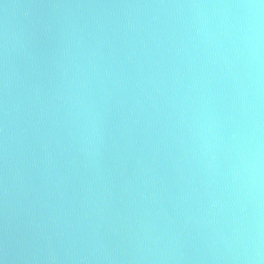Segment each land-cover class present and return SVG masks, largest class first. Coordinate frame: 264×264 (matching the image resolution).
Listing matches in <instances>:
<instances>
[{"label":"water","instance_id":"1","mask_svg":"<svg viewBox=\"0 0 264 264\" xmlns=\"http://www.w3.org/2000/svg\"><path fill=\"white\" fill-rule=\"evenodd\" d=\"M221 2L243 0H0V259L264 253V59L257 82L230 26L241 10L176 7Z\"/></svg>","mask_w":264,"mask_h":264},{"label":"clouds","instance_id":"2","mask_svg":"<svg viewBox=\"0 0 264 264\" xmlns=\"http://www.w3.org/2000/svg\"><path fill=\"white\" fill-rule=\"evenodd\" d=\"M176 7H188L191 9L201 10V9H215V10H232L237 9L241 10V16L237 20L235 25H230L236 30V41L243 45L241 50V55H245V62L249 68L255 64V72L257 75V82L259 80L260 72L262 71L260 65L262 63V53H264V0H243L240 3H192L188 5H176ZM205 18L201 21V27L196 29V36L201 37L207 40L208 33L211 31L209 25L212 23L211 20ZM223 22V21H222ZM238 25V27H237ZM234 41V43L236 42ZM5 52V71H4V88H8V72H7V52L8 47L7 43L4 46ZM249 78H251V73H249ZM245 97L248 98L247 102L249 109L252 110L255 107V99L251 97L247 91L244 93ZM7 115V112H5ZM209 130L213 133L214 139H223V137L218 136L216 127H210ZM93 131H96L93 128ZM81 151L87 152V145L90 143L89 140V130L87 123L82 126L81 130ZM240 136L239 131H234L231 133L230 140L237 141ZM251 139V136L249 137ZM208 146V141L205 138V147ZM251 151V149H249ZM215 159V156H213ZM249 167H255L257 172L259 171V156L257 153L256 163L250 164ZM217 201H212L211 206L216 207ZM238 257L240 253H237ZM55 260V257H52ZM242 259L244 264H264V253L261 252L259 247L253 248L251 251L247 247L243 249ZM0 264H6L4 259H0Z\"/></svg>","mask_w":264,"mask_h":264}]
</instances>
